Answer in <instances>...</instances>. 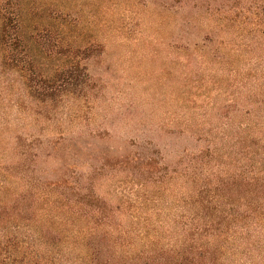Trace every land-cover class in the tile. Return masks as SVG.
Wrapping results in <instances>:
<instances>
[{"label": "rangeland", "instance_id": "rangeland-1", "mask_svg": "<svg viewBox=\"0 0 264 264\" xmlns=\"http://www.w3.org/2000/svg\"><path fill=\"white\" fill-rule=\"evenodd\" d=\"M39 4L70 14L73 39L95 42L101 52L87 62L92 84L86 96L65 101L55 116L20 117L13 108L20 86L0 84V114L8 111L10 129L1 137L0 153L8 155L0 169L26 174L40 194L74 199V189L82 188L111 204L112 212L103 213L108 230L99 229L108 264H120L118 256L124 261L126 253L174 245V221L184 215L189 175L206 181L213 170L232 166L212 132L218 118L248 117L218 109L238 92V79L226 78L234 72L249 77L240 93L243 113L260 101L245 90L264 91V0ZM204 38L201 50L207 55L198 59L194 43ZM233 82L236 86L229 87ZM16 133L22 136L17 145ZM217 149L220 154L213 153ZM224 264H264V252L231 248Z\"/></svg>", "mask_w": 264, "mask_h": 264}, {"label": "trees", "instance_id": "trees-1", "mask_svg": "<svg viewBox=\"0 0 264 264\" xmlns=\"http://www.w3.org/2000/svg\"><path fill=\"white\" fill-rule=\"evenodd\" d=\"M224 15L225 20L228 12ZM71 19L62 10H48L39 0H0V84L8 80L20 86L13 102L20 117L55 116L62 103L85 97L91 89L87 62L101 52V46L77 43ZM76 27L78 34L77 21ZM206 42L204 38L194 43V50L201 52L198 59L207 55L201 50ZM232 78L238 79V92L218 109L229 107L235 115L248 117L242 121L218 118L212 130L232 166L213 170L205 175L206 181L190 174L184 215L174 221V245L126 253L124 261L118 256L120 264H151L144 261L152 259L162 262L153 264H224L231 248L264 252V91L257 86L245 90L248 98L260 101L243 113L240 93L249 77L234 72L226 79ZM7 112L0 114V144L2 135L10 131ZM16 134L13 144L22 138ZM7 155L0 153L1 164ZM34 157L40 158L39 153ZM2 171L0 264H108L99 229L108 230L109 219L103 213L112 212L111 204L93 192L84 194L82 188L74 189V199L63 193L40 194L37 185L29 186L26 174ZM44 197L47 201L40 202ZM96 237L101 240L95 242Z\"/></svg>", "mask_w": 264, "mask_h": 264}]
</instances>
